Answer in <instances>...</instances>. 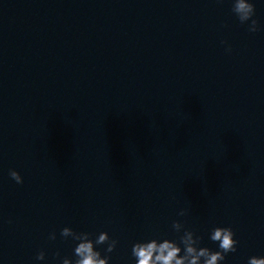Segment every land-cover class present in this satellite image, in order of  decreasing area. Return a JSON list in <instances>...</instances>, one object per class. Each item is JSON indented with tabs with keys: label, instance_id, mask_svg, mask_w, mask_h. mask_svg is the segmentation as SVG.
<instances>
[{
	"label": "water",
	"instance_id": "obj_1",
	"mask_svg": "<svg viewBox=\"0 0 264 264\" xmlns=\"http://www.w3.org/2000/svg\"><path fill=\"white\" fill-rule=\"evenodd\" d=\"M253 2L254 33L232 0H0V264L74 259L64 227L107 232L109 264H135L132 245L178 240L176 220L213 250L211 228L230 226L221 264L264 257Z\"/></svg>",
	"mask_w": 264,
	"mask_h": 264
},
{
	"label": "clouds",
	"instance_id": "obj_2",
	"mask_svg": "<svg viewBox=\"0 0 264 264\" xmlns=\"http://www.w3.org/2000/svg\"><path fill=\"white\" fill-rule=\"evenodd\" d=\"M232 12L241 24H247L250 21L249 32L254 33L259 30V23L253 18L255 16L253 0H232ZM227 51H231V46ZM9 175L17 184L23 183V177L16 170H10ZM186 214L187 209L179 212L180 216ZM172 228L176 233H183L178 240L151 238L136 241L131 249L135 264H221L228 253L236 252L239 243L234 239L235 232L230 226L211 228L209 239L218 244V250L200 246L203 237L179 220L172 222ZM60 235L65 239L71 237L73 241L78 242L73 249L74 259L65 256L60 259V264H109L111 257L102 255L96 246L107 245L105 252L111 253L118 244V241L111 238L107 232H100L95 239H92V233L77 232L71 227H64ZM49 239L55 240L56 233H50ZM55 255L60 256L59 252ZM36 259L43 261L45 252L41 250ZM247 264H264V257H249Z\"/></svg>",
	"mask_w": 264,
	"mask_h": 264
}]
</instances>
